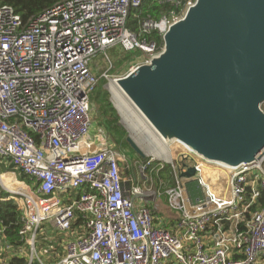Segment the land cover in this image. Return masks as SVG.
Wrapping results in <instances>:
<instances>
[{"label":"built area","instance_id":"1","mask_svg":"<svg viewBox=\"0 0 264 264\" xmlns=\"http://www.w3.org/2000/svg\"><path fill=\"white\" fill-rule=\"evenodd\" d=\"M142 1L64 0L28 22L11 5H0V161L14 163L31 180L22 183L25 192L9 197L22 213L28 264H264V208L250 211L264 191V149L239 165L191 149L182 153L186 167L161 159L150 169L149 159L138 165L141 183L135 161L110 145L91 118L99 53L113 46L141 49L132 71L164 50L127 26ZM185 1L181 13L143 19L142 33L164 37L196 3ZM168 163L173 183L160 178L156 188L152 171ZM206 164L220 170L224 191L206 183ZM189 166L197 169L190 182L180 176ZM125 170L130 175L123 176ZM162 187L169 210L179 215L178 233L161 225L154 210ZM44 227L61 236L50 241L60 251L50 243L54 252L45 249L41 258ZM7 251L1 228L0 264H7Z\"/></svg>","mask_w":264,"mask_h":264},{"label":"water","instance_id":"2","mask_svg":"<svg viewBox=\"0 0 264 264\" xmlns=\"http://www.w3.org/2000/svg\"><path fill=\"white\" fill-rule=\"evenodd\" d=\"M163 38L151 64L119 79L127 93L205 159L254 161L264 149V0H196ZM180 176L194 181L197 169Z\"/></svg>","mask_w":264,"mask_h":264},{"label":"trees","instance_id":"3","mask_svg":"<svg viewBox=\"0 0 264 264\" xmlns=\"http://www.w3.org/2000/svg\"><path fill=\"white\" fill-rule=\"evenodd\" d=\"M61 1L64 0H0V5H11L16 13L21 16L23 22H28L46 9L53 7ZM185 3V0H143L138 7L131 10L127 26L130 30L135 32L140 39H146L149 42L155 41L159 49L164 48L165 42L163 36L156 30L149 33H142L141 21L143 19L159 21L162 17L168 16L174 12L181 13ZM110 49H112L116 60V67L112 68L113 72L124 71L144 55V52L141 49L126 50L122 46H113ZM97 76L100 77L101 73ZM105 83L106 78L101 77L96 89L90 96L92 120L104 128L106 133L109 134H107L109 139L111 137V140L113 139V141L116 142L119 149L123 153L125 152L124 154H126L130 160L148 161L149 158L136 153L129 145L126 137V130L119 122L120 116L110 100L109 91L104 87ZM153 166H155V163H152L150 169H152ZM9 171L17 172L20 180L31 184L30 178L26 174L18 171L15 168L14 163L0 161V173L3 174ZM130 173L129 170H126L123 172V176H128ZM152 175L156 178V182H154L156 188L159 187L160 178L167 181L168 185H172L173 183L171 164H166L165 168L158 173L156 170H153ZM164 190L165 187L160 188L163 203L166 202V194L164 193ZM10 195V193L3 189L0 190V198H3L0 199V229H3V238L6 244L11 247V251L5 253V255L9 257L7 264H28V258L26 256H19V254L16 253L25 247V243L20 235V230L23 227V220L22 213L19 210L17 203L14 199L9 198ZM260 208H264V191H262L261 196L256 203L251 206L250 211H255ZM161 213L163 214V212ZM247 215L249 216V213ZM38 238L41 247L47 248L50 246V243L53 245L56 243L49 242L46 234L40 233ZM11 253H13V255H11Z\"/></svg>","mask_w":264,"mask_h":264},{"label":"rangeland","instance_id":"4","mask_svg":"<svg viewBox=\"0 0 264 264\" xmlns=\"http://www.w3.org/2000/svg\"><path fill=\"white\" fill-rule=\"evenodd\" d=\"M116 47H120V46H116ZM117 49V48H116ZM162 53V52H161ZM160 53V54H161ZM159 54V55H160ZM142 61V57H140L138 60H137V62L139 63V62H141ZM137 62H135L134 64H131L128 68H126L124 71H122V72H113V69L112 68H115L116 67V60H115V58H114V55H113V51H112V49H110V48H108L107 50H106V52H101V53H99L97 56H96V58L94 59V64H93V66H94V68H93V71L98 75L99 73H101V76H100V78L101 77H103L102 76V74L104 73V72H107V74L109 75V77H107L106 78V83L104 84V87L109 91V94H110V100H111V102L113 103V105H114V107L116 108L117 107V105H116V102H115V100H114V94H113V92H112V89H111V83L116 79V80H118V79H120V78H123V77H125L127 74H129L130 72H131V68L133 67V66H135V65H137L138 63ZM125 98V100L129 103V105L131 106V108H132V110L134 111V110H136L137 111V109L132 105L133 103H131V101L128 99V97H126L125 95H123ZM131 103V104H130ZM133 106V107H132ZM117 111H118V114H119V116H120V124H121V126L126 130V137H128L129 135L130 136H133V134L131 133V131L127 128V125H126V123H125V118H124V116L122 115V113L120 112V110H119V108L117 107ZM135 112V111H134ZM138 112V111H137ZM141 119H142V117H140ZM145 121V120H144ZM96 125L97 126H100L97 122H96ZM105 133H106V131H105ZM108 133H106V136H107V140H108V143L110 144V145H112V146H114V147H116L118 150H120L119 149V147L117 146V144H116V142H114L113 141V139L111 140V137H110V139H109V134L107 135ZM172 137V136H171ZM170 137V138H171ZM171 142H169V148H167L166 147V151H168V153H169V155L171 156V160H172V162L173 163H175L176 165H178L179 166V163L180 164H182V162H185V163H187L186 161H182L181 160V158H182V153L185 151H187V149L185 148V146L184 145H182L181 143H179L178 141H177V139H175V137H172V140H170ZM141 148V147H140ZM129 150H131L130 148H128ZM142 150V149H141ZM170 150V151H169ZM121 151V150H120ZM122 152V151H121ZM142 152L144 153V157H147V158H149L150 159V161H153L155 164H158V163H160V162H162V160L161 159H157V158H155L153 155H151V153H147V151H144V150H142ZM125 153V152H124ZM123 152H122V154H124ZM125 155V157L126 158H128L127 157V155L126 154H124ZM148 159V160H149ZM129 160V159H128ZM142 161H135V163H134V173L137 175V176H139V179H140V182L142 183L143 182V180L140 178V173H141V171L139 170V167H138V165H139V163H141ZM168 164H170V163H168ZM126 164H124V166H125ZM152 169H154V167L152 168ZM126 171V170H125ZM130 171V170H129ZM131 172V171H130ZM157 172V171H156ZM152 179H153V181L154 182H156V178L154 177V176H150ZM220 180H222V181H220ZM208 181H211L212 183V186H214L215 187V190L217 191V192H222V191H224V188L226 187V180H224V178L222 177V178H219L218 180H215V181H213V180H210V179H208ZM22 183H26V182H24V181H22V180H20L19 178H18V173L17 172H15V171H9V172H5V173H1V176H0V190H4V191H6V192H8V193H12L10 190H8V189H13V190H18V191H21V192H25L26 191V188H25V186L22 184ZM20 192V193H21ZM15 200V199H14ZM15 202L17 203V201L15 200ZM162 206V204H161V202L159 203V207H161ZM168 215V214H167ZM59 235V234H58ZM65 235H66V240L68 239V237H70L71 235H70V232L69 231H67V232H65ZM57 238H59V239H61V236L59 235V236H56L55 238H54V240L57 242L59 239H57ZM55 249H57V252H59L60 251V249H59V246L57 245V243H55L54 244V250ZM59 249V250H58ZM53 250V247H52V249H48V253H49V255H50V253L51 252H54V251H52ZM38 253H39V256L41 257V258H45L46 257V253H45V247H41L40 245H38ZM10 255V254H9ZM11 255H13V253H11ZM48 255V256H49ZM28 256V255H27ZM29 257H30V253H29Z\"/></svg>","mask_w":264,"mask_h":264},{"label":"bare ground","instance_id":"5","mask_svg":"<svg viewBox=\"0 0 264 264\" xmlns=\"http://www.w3.org/2000/svg\"><path fill=\"white\" fill-rule=\"evenodd\" d=\"M136 71L137 69H133L130 74L134 75L135 73H137ZM111 89L114 94V100L116 99V105L125 118L127 128L131 131V133L133 134L132 137L142 150L147 151V153H151V155H153L157 159L170 161L172 158L169 155L168 151H166V147L169 148L168 144L169 142H171L170 140H172V137H175V139H177L179 143L184 145L187 150L190 149L188 145L184 144V142L177 137V135L171 130V128L164 125H156L149 118V116L127 93L124 86V81L115 79L111 83ZM123 95L128 97V99L131 101V103H133L132 105L137 109L138 112L136 110H134L135 112L132 110L131 106L127 102L128 100L126 101ZM140 117H142V119ZM219 172L220 170L218 168L206 164L204 172L206 183L212 186V182L208 181V179L213 181L218 180ZM8 190L12 192H21L13 189Z\"/></svg>","mask_w":264,"mask_h":264},{"label":"crops","instance_id":"6","mask_svg":"<svg viewBox=\"0 0 264 264\" xmlns=\"http://www.w3.org/2000/svg\"><path fill=\"white\" fill-rule=\"evenodd\" d=\"M160 202L162 204L161 207H159ZM154 205H155V208L154 207L153 208H154V210H155V212L159 218L160 224L163 226H166L168 229L172 230L173 232L178 233L179 231L175 227V223L178 220L179 215L177 213L169 210V208L167 206V200L165 203H163L162 198L160 196V198L156 201V203ZM161 212H163V214ZM41 234H46L49 242L55 238L54 233L52 232V229H50L49 227H44ZM209 239H210V236L207 237V240H209ZM38 245H40V242H38L37 248H38ZM45 249H48V247ZM16 253H18L19 256H27L30 252L28 250V246H25L24 248L20 249ZM5 258H7L6 261H8L9 257L8 256L6 257V255H5ZM27 258H28V256H27ZM173 264H176V263H173Z\"/></svg>","mask_w":264,"mask_h":264}]
</instances>
